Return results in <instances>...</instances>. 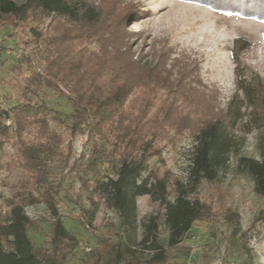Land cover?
<instances>
[{
    "label": "rangeland",
    "instance_id": "1",
    "mask_svg": "<svg viewBox=\"0 0 264 264\" xmlns=\"http://www.w3.org/2000/svg\"><path fill=\"white\" fill-rule=\"evenodd\" d=\"M12 1L22 4L26 0ZM90 1L104 12L105 23L113 29L110 42L134 47L135 54H144V61L148 62L153 60L152 52L157 54L155 59L158 53H165L170 82L182 77L190 96L200 100L189 106L167 91L158 90L151 95L153 102L145 119L155 118L161 103L166 106L175 101L181 114H185L183 121L201 120L205 116L204 106L214 107L216 112L224 111L233 96L235 107L241 108L242 117L231 130L235 143L228 162L219 169L216 180L202 179L190 188L189 198L209 206L210 219L192 226L181 243L186 249L169 248L165 209L149 194H144L136 200L137 238L150 217L156 216L157 238L171 261L264 264V197L255 192L253 179L239 165L242 157L261 159L264 125L254 124L252 113H256L252 101L237 84L242 79L244 85L251 88L253 83L264 90V21L187 0ZM74 28L65 19L54 16L42 17L41 21L40 17L35 20L31 16L24 21L11 17L0 20V46L4 47L0 50V109H8L20 99L24 78L33 72L45 77V58L52 56L55 48L46 45L49 38L53 39L57 30H70L73 35ZM82 42L77 40L73 44L83 50ZM87 48L98 51L93 45ZM21 54L22 72H13L11 67L20 62ZM57 86L59 92L43 88L42 94L49 108L61 114L58 119L48 115V129L58 139L60 151L50 165L49 175L58 184L55 192L58 214L78 242L66 264H103L106 248L117 240L120 232L119 219L94 194L91 184L97 174L101 178L113 177L118 163L102 155L101 150L110 152L107 133L97 134L86 126L73 136L69 133L72 96L61 84ZM147 94L148 91L142 95L136 90L125 110L138 114ZM192 106H200V111ZM162 117L163 114L157 115L158 121ZM0 130V207L3 213H8L6 199L17 191L26 173L17 161L18 148L23 143L39 144L45 139L37 124L27 125L19 135L11 119L0 118ZM156 146L159 154L149 161L139 182L145 183L150 191H167V198L172 201L174 189L167 174L191 184L188 172L196 141L189 129L178 131L169 126L160 132ZM26 212L31 220L28 235L39 249L47 239L53 217L43 205L29 207ZM4 227L9 225L0 224V229ZM151 255L146 251L141 253L140 264H147Z\"/></svg>",
    "mask_w": 264,
    "mask_h": 264
},
{
    "label": "trees",
    "instance_id": "2",
    "mask_svg": "<svg viewBox=\"0 0 264 264\" xmlns=\"http://www.w3.org/2000/svg\"><path fill=\"white\" fill-rule=\"evenodd\" d=\"M187 1L264 21V0ZM30 16L35 20L40 17V21L45 16L65 19L75 27V33L57 30L52 36L54 40L49 38L46 45L55 48L52 56L45 58V77L33 72L24 78L20 99L8 109H0V118L11 119L16 133L20 135L27 125L37 124L40 135L45 139L39 144L23 143L18 148L17 161L26 173L19 181L17 191L6 199L9 212L3 213L0 207V224L9 225L0 229V264H66L78 245L58 214L55 202L58 184L49 175L50 165L60 151L58 139L48 129V115L58 119L61 114L49 108L42 90L48 88L59 92L58 83L72 96L69 133L72 136L80 133L84 126L97 134L107 133L110 139L107 138L106 143L110 152L101 150L102 155L114 158L118 163L113 177L101 178L97 174L91 184L94 194L119 219L120 232L117 240L106 248L103 264H140L139 256L145 251L152 254L147 264H184L171 261L159 243L156 216L150 217L140 238H137L136 200L149 194L152 200L163 206L164 221L169 230L168 247L186 249L181 246L185 235L196 222L210 219L211 214L209 206L189 198L190 188L202 179L216 180L219 169L228 162L235 143L231 130L242 117L241 108L235 107L236 97L231 98L221 113L218 110L217 113L214 107L204 106L202 113L205 116L201 120L183 121L185 114L182 115L175 106L176 101L166 106L161 103L155 118L145 119V113L153 102L151 95L158 90L167 91L189 106L200 102L199 98L190 96L181 82L182 77L170 82L165 53H158L155 59L157 54L152 52L153 60L148 62L144 61V54H135L134 47L110 42L113 29L105 23L104 12L90 0H26L22 4L0 0V20L11 17L24 21ZM77 40L83 41V50L76 49L78 45L73 44ZM89 45L96 46L98 51H89ZM20 59H24L23 54ZM21 60L11 67L13 72H22ZM237 84L252 101L256 113H252L254 124L258 127L264 125V90L253 83H250V88L242 79ZM136 90L142 95L146 91L148 94L144 104L141 102L138 114H133L124 106ZM193 108L200 111V106ZM159 114L163 117L158 121ZM169 126L178 131L189 129L196 141L188 172L191 184L167 174L174 189L172 201L168 200L167 191H150L145 183L139 182L148 169L149 161L159 154L156 141L160 132ZM239 165L253 179L255 192L264 197V143L260 160L242 157ZM40 205L51 213L53 222L47 239L37 249L28 235L31 220L26 209Z\"/></svg>",
    "mask_w": 264,
    "mask_h": 264
}]
</instances>
